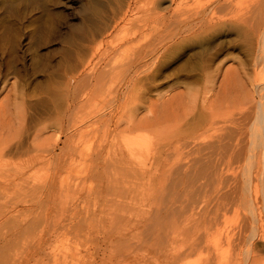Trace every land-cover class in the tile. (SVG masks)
<instances>
[{
    "label": "bare ground",
    "instance_id": "6f19581e",
    "mask_svg": "<svg viewBox=\"0 0 264 264\" xmlns=\"http://www.w3.org/2000/svg\"><path fill=\"white\" fill-rule=\"evenodd\" d=\"M190 1L149 0L147 4L151 5L148 6L150 14L148 19H144L147 20L143 22L145 24L132 28L125 36L126 38L122 40L123 42H119L118 48L115 49V45H113L114 49L107 45V49L103 47L104 50H110L107 51L108 54L103 48L97 50L95 47V54L91 55L92 58L94 56V62L91 60V66L87 64L86 74L80 75L81 77H74L73 74L71 82L68 84L71 83L72 89H70L73 90L71 96H73L72 103L74 104L79 96L78 91L81 88L79 86L81 83H86V78H93L96 83L103 81L104 77L117 81L118 87L117 90L115 89L117 100L115 101V110L110 116L115 118L116 132L121 131V129L119 130L121 125L123 132H127L131 138L136 140L126 146V152H124L126 154L118 152L116 148L111 149L106 154L96 153L95 162L98 163V166L106 164V166L120 170L121 173L124 171L125 174L133 175L136 171L150 173L147 178L144 176L143 179L140 178L141 180L135 178V182H139V185L146 191H148L147 188L155 187L158 184L159 190L163 193L161 205L150 213L146 220L134 225L130 224L126 228H123L124 225L122 229H119L120 226L118 227V220L115 221L116 224L113 222L121 231H117L120 233L119 235L124 238L130 235L128 239H124L126 243L124 246L126 248L128 246V249L125 248V250L128 251L129 247L131 249L135 247L136 251V248L141 250L144 247L154 246L157 250L167 253L162 264H186L184 260L190 256L193 257L195 253H199V256L194 255L196 258L194 264H215L223 259L222 256L225 253L216 242V238L223 234V232L220 233L222 227L219 225L222 219H225V215L232 212L236 216L241 215L243 223L247 221L252 224L248 235V244L246 243L247 246H244L245 248L242 250L243 261L244 256L247 257L249 254L250 257L252 256L254 251L252 247L255 244L252 241L254 239L264 242V225H262L264 222V0H253L255 1L253 3L245 0L243 6L240 5L243 1L239 3L236 0ZM247 1L249 3H246ZM232 37L237 38L236 41L239 45L230 47ZM124 45L129 46L128 54L126 55L127 52L123 49L124 55H121V59L117 60L118 56L115 61H111L112 53L116 55V51L119 53V48ZM206 45L217 46V51L206 56V59L203 58L204 60L202 59L200 64L195 63V65L197 64L193 67L195 73L182 74L181 72L186 68H183V65L176 66L179 67L176 72L171 71L174 70L173 68L169 70L165 65L164 67L162 65L167 57L177 56L178 53L191 50L194 46H199V49L203 46L202 49H204ZM237 50L241 57L235 56L234 51ZM104 54L109 55L111 59L108 56L105 61ZM193 57H195L194 54ZM190 65V63L187 65L189 69ZM179 73L182 75L178 76ZM161 79L167 81L161 82ZM7 83L4 79L0 81V92L3 91V94L4 91L7 92ZM6 92L5 96L8 94ZM151 96L154 100H150ZM131 98L134 99L133 102ZM120 100H122L123 106L129 100L124 113L123 110H119L122 107L121 103H118ZM4 101H0V167H3V158L9 155V150L11 151L13 133L21 132L25 122L24 112L16 106L5 105L7 101ZM48 129L49 127H44L42 130H35L32 143L39 142ZM60 129V127L54 128V130L49 129L51 132L47 134L48 138H42L43 145L40 143V149L38 148L39 143H34V151L32 150L31 155L25 160L23 159V168L20 167L21 169L14 174L5 170L7 172H3V176H0V186L6 183L7 186L15 185V189L24 187V189H29V192L33 190L35 192L33 195L32 193L28 194L31 198H26V201L33 202L34 200L35 203L42 204V207L43 204L50 205L49 208L52 205L55 206L56 199L53 198L56 197L52 198V192L45 193L44 191L51 188L56 189L61 181L63 161L65 162V160L62 159L63 147H59ZM142 136H146L143 140L144 143L137 140ZM51 138L54 139L51 140V145L54 148L52 150L59 147V153H50L51 151L46 150L48 148L50 150L49 146L51 145H48L49 143L47 144L46 141ZM146 139L148 141L145 142ZM39 157L42 160L39 162V166L37 165L38 168L34 169L35 171L31 169L32 172L26 173V169L32 166L29 163L34 159L39 161ZM125 176L127 177V175ZM141 187L139 190L142 189ZM58 190L55 192L58 193ZM140 192L142 193V191ZM14 194L18 196L19 193L15 192ZM25 197L24 195V199ZM0 198L2 197L0 196ZM257 198H261L262 205L257 203L254 207ZM52 200L54 204L51 205ZM62 204L60 202V205ZM258 205H260V209L262 208V214L258 213L260 212ZM53 206L51 208H54ZM257 207L259 210L256 209ZM242 208L244 213L241 212ZM54 209L50 211L53 212ZM137 210L138 208H135V210L132 209L130 215L128 213L127 216L122 215L124 217L123 224L128 225L127 223ZM41 211L39 209V212ZM50 211L48 210L46 213H50ZM245 223L241 226L247 228ZM248 223L246 224L248 225ZM45 226L51 229L48 227L51 225ZM56 226L58 225L53 227ZM112 226H109L111 230L116 227ZM244 228L237 227V230L235 229L238 232L237 237L240 234L242 237V233L246 231L243 230ZM44 229L41 228L40 232L43 230L45 233ZM22 231L24 232L25 229L17 226L15 232H12L13 239L19 237ZM51 231L53 233V229ZM51 231L48 230L49 233ZM48 232L46 231V235ZM230 232L231 230L228 234ZM233 233L231 232V234ZM225 237L227 238V236ZM232 239L227 238L228 248L236 247L232 245L235 242ZM112 241L115 243L114 240ZM117 242L119 241L117 240ZM120 243H122V239ZM41 245L37 244L38 247L34 250L35 255L32 253V256H37V262L46 264L49 262V256L51 259L54 254L51 256L52 251L50 250V252L48 249L46 251V245L50 247V244L47 243L45 247ZM112 245L116 249L117 246H120L118 243ZM249 246L251 249L248 248ZM29 250L27 253L23 251V254H26L25 258L23 257L25 259L23 262H29L27 261L29 260ZM204 251L207 253L210 251L209 254L211 253L212 257L204 254ZM141 252L143 251L141 250ZM123 253L127 254V252ZM42 257H45L47 262H43L44 258ZM31 258L30 254V260ZM56 260L58 259L56 258ZM16 262L19 264V261ZM16 262L12 261L14 264ZM73 262L71 263L74 264L75 262ZM243 262L245 264V261ZM251 264L253 263L251 262Z\"/></svg>",
    "mask_w": 264,
    "mask_h": 264
},
{
    "label": "rangeland",
    "instance_id": "374dc122",
    "mask_svg": "<svg viewBox=\"0 0 264 264\" xmlns=\"http://www.w3.org/2000/svg\"><path fill=\"white\" fill-rule=\"evenodd\" d=\"M148 1L149 0H0V81L4 79L8 82L7 92L4 91V94L3 91L0 92L2 93L0 94V101L6 99L7 102L4 101L6 102L5 105L10 104L21 109L24 112L25 121L21 132L15 131V133H13L14 135L12 134V148H10L11 151H8L9 155L3 158V167H0V176H3V172H7L5 170H9L14 174V172L21 169L20 167L23 168V161L34 151V143H39V147L35 145L40 149V143L43 141L42 138H48L47 134L51 132L49 129L54 130V128H61V141L59 147H63L62 159L65 160V162L63 161V173L61 175V181L59 182L60 184L56 186V189L51 188L53 191L51 189H48L49 191H44L45 193L52 192V198L56 197L53 198L56 199V202H54L56 207L52 205L54 204L53 200L51 202V205L55 209L51 208L52 206L49 208L48 206L50 205L47 204H45L46 206L43 204V208L42 204L35 203L34 200L33 202L26 201V198L30 199L31 196L29 195L31 193L33 195V192H35L33 190L29 192V189H24V187L15 189V185L7 186L6 183L1 184L0 264H14L12 261H19V264H42L37 262V256H32L34 250L38 247L37 244L41 245L42 243L44 247L47 243L50 244L51 249L49 245H46V251L47 249L48 251L51 250V256L54 254V257L52 256L53 259H50L49 256V262H47L45 257H42L44 258L43 262H47L48 264H72L71 262L73 261L75 262H73L74 264H152L155 262V264H158V262L162 264L161 262L164 261V256L167 253L157 250L154 246H152L153 248L151 247L152 250L150 247L142 248L141 250L143 252L145 250L144 253L141 252L140 248H136L135 251V247H133L134 250L129 247L128 253V251L125 250L126 247L124 245H126V243L124 239H128L130 235L124 238V236L118 233L121 232L119 229H122L124 225L123 228H126L130 224L134 225L140 221H144L148 218L150 213L156 208H159L163 197V193L159 190V185L156 184L155 187L147 188L148 191H146L144 187L139 185V182H135V178H147L150 173L147 174V172L136 171L133 175H130L125 174L123 171L122 174L120 170L113 169L111 166H106V164H99L98 166V163L95 162L96 153L106 154V152L108 153L111 149L113 150L115 148L118 152L124 153L126 152V146L136 140L131 138V136H129L130 134L127 132H123V126L121 125V128H119L121 131L116 132L114 127L115 118L110 116L115 110V101L117 100L115 95L118 87L117 81L114 79L111 80L109 77H102L103 81L96 83L93 78H86V83H81L82 85L80 84L79 86L81 88H79L78 91V103H76V101L74 104L72 103L73 96L71 95H73V90H71L72 87H70L71 83L68 84L71 82L70 79L73 77V74L74 77H81L80 75L86 74L88 71V69L87 71L85 70L87 64L91 66L92 61L94 62V56L92 58L91 55L95 54V47H97V50H102L103 47L106 49L108 48L106 45L112 48L113 45H115L114 48L116 49L118 48L117 45L120 44L119 42L126 38L125 36L129 34L132 28L145 24L143 22L147 20L144 19H148L150 14V7L148 6L151 5L147 4ZM207 1L208 0H204L203 2ZM241 1L243 2L240 5L243 6L245 0H236V2L239 3ZM248 1L252 3L255 2L253 0ZM248 1L246 3H249ZM190 3L192 2L190 1ZM164 4L163 6L167 5ZM234 40L236 41L237 38H231L230 42L234 45L232 46L230 44V47L237 46V44L239 45L238 41L235 42ZM128 47L129 46L124 45L119 48V53L116 51V55L111 51L113 54V56H111V61H115L118 56L117 60L121 59L123 49L127 52H125L127 55L129 52L127 49ZM202 48L200 47L199 49V46H194L191 50L188 49L178 53L177 56L174 55V57H170V55V58L167 57L164 59L162 65L163 67L165 65L169 70L173 68L174 70H171L172 72H176L177 68L183 65L182 67L186 68L183 69L181 73L188 74L190 72L192 74V72L195 71L193 67L197 65H195V63L200 64L203 58L206 59V56L208 57L212 55L213 52L217 51V46L206 45L204 47L205 50ZM106 49L104 50L103 48L105 53L108 54L107 51L110 50ZM212 49L213 51H211ZM234 52L236 55L233 54V52L231 53L241 57L238 50ZM107 54H104L106 57L105 61L108 59L107 57L111 55L109 53L107 56ZM193 54L195 57H193ZM111 57L109 56V59H111ZM190 59L191 62L193 61L192 63ZM189 63L191 64L189 66L190 69L187 66ZM181 75L179 73L178 76ZM160 81L166 82L167 80L165 81L164 79L163 81V79H161ZM5 92L8 93L6 94L8 98L5 96ZM132 99L133 98H131V101L133 102L134 99ZM150 100H154V98L152 97ZM118 103H121V108H123L119 110H123L124 113V111H126L125 108L128 107L129 100H127V104H124V106L122 100ZM73 121L74 123H72ZM74 126L75 129L72 130ZM44 127H49L48 131H45L44 137H42L39 142L35 140L37 142L32 143L34 141L33 135L35 134V130H42ZM144 137L146 138V136H142L141 139L137 140L140 141V143H144ZM51 140L54 139L51 138L46 141V143L51 145ZM146 141H148V139H146L145 142ZM41 145L43 144L41 143ZM49 147L50 150L49 148L46 150L49 152L51 151L50 153H59V147L55 150H52L54 149L52 145ZM38 159L39 161L34 159V161L29 163L32 164V166L26 169V173H30L31 169L35 171L38 168L37 165L39 166V162L42 160L40 157ZM125 175H127V177ZM158 175L161 176V174ZM140 187L145 191L142 189L139 190ZM57 189H59L58 193L55 192ZM35 190L36 193H38L37 189ZM140 191H142V193ZM15 192L19 193L18 196L14 194ZM24 195L26 196L25 199ZM58 197L62 198L60 199ZM24 201L27 203L25 204ZM260 201L261 198L255 199L256 203H254V207L257 203L262 205ZM17 202L18 204H16ZM60 202L63 204L60 205ZM258 206L260 209V205ZM57 208L63 209L58 210ZM135 208H138V210L137 212L135 211L129 223H127L128 225L125 223L123 224L124 217H122V215H130L132 209L135 210ZM39 209L42 211L39 212ZM52 209H54V211L56 210V212L50 211ZM256 209H258V207ZM48 210L50 213H46ZM241 210V212H243V208ZM261 210L262 208L258 213L262 214ZM42 212L44 213L42 214ZM225 216V219H222L219 225V227H222V229L220 228V233L223 232V234L216 238L218 247L224 250L225 253L222 256L223 259L217 261L215 264H244L243 261H245V264H251V262L253 264H264V242L259 239H254V241H252L255 243L254 246H256L255 248H253L254 246L252 247L254 250H252V256L250 257V254L248 255L250 259L248 256H244V260L242 261V250L247 246L246 243L249 241L248 235L252 224L246 221L248 225L244 222L245 227L247 226V228H244V226H241L244 225L241 215L236 216L232 212H229ZM117 220L119 221L117 222L119 224L118 227H121L119 229L117 225H115V221ZM112 223L114 224L113 226L111 225ZM56 224L58 226L54 228L53 226ZM45 225H51L48 227L53 229V233L51 229L46 228ZM262 225H264V222ZM17 226L22 227L26 232L22 231L19 237L13 239V233ZM109 226L116 227L111 230ZM28 227L31 230H27ZM237 227H239V229L243 227V230H246L245 232L243 231L242 237H240V234L239 240V237H237L238 232L236 231ZM41 228H45V233L42 230L45 236L40 232ZM47 229L50 230L51 233H49ZM225 229L227 230V234ZM239 229L238 231L240 232ZM229 230H231L232 233L233 231L236 232L233 234L230 232L228 234ZM46 231L49 236L46 235ZM105 236L108 237L106 238ZM225 236H227L228 239L233 238L232 240H235V242L232 245L236 247L228 248V240ZM110 238H113L112 240H114L115 243ZM121 239L122 243H120ZM117 240L119 242H117ZM1 241L4 242L1 243ZM117 243L120 246L122 245V247L117 246L116 249V247L112 245H117ZM248 248L251 249V246ZM28 249H30V252L28 251L29 260H27L28 257L26 260L29 262L27 263L25 261V263L23 260H25L24 255L26 256V254H23V251L25 250L24 252L27 253ZM126 249H128V246ZM210 251H208V253L204 251V254L209 255V257L212 254V256H214L212 251V254H209ZM117 252L119 253L117 254ZM123 252H127V254ZM30 254L32 257L31 260ZM55 254L57 255L55 256ZM195 254H193L194 258L190 256L185 259V263L194 264L196 259L195 256H199V253ZM35 258L36 260H34ZM56 258L58 260H56Z\"/></svg>",
    "mask_w": 264,
    "mask_h": 264
}]
</instances>
